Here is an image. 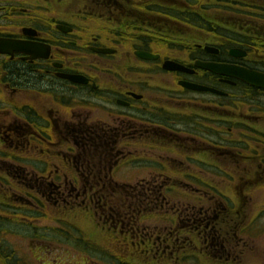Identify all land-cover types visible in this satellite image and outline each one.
<instances>
[{"label": "flooded vegetation", "instance_id": "flooded-vegetation-1", "mask_svg": "<svg viewBox=\"0 0 264 264\" xmlns=\"http://www.w3.org/2000/svg\"><path fill=\"white\" fill-rule=\"evenodd\" d=\"M35 1L0 0V37L34 44L45 55H0V92L21 93L16 114L0 110V142L20 144L31 154L2 157L0 165L35 174L36 185H66L68 197L73 185H142L129 193L157 212L105 211L109 229L153 238L161 264H248L246 242L262 234L251 229V186L223 185L216 175L264 173V120L238 115L232 106L235 91L264 92L195 65L264 73V0H194L192 7L187 0H77L65 6L39 0L45 13L31 9ZM155 9H162V19ZM174 10L178 14L166 18ZM184 25L195 31L187 34ZM171 35L179 39L170 40ZM184 36L190 46L181 43ZM136 52L158 59L144 61ZM165 60L186 71L162 70ZM181 82L221 94L191 91ZM30 97L37 107H51L46 117ZM78 151L83 157L76 165ZM140 167L147 179H138ZM126 168L134 173V184L115 179L117 170ZM104 188L97 192L104 194ZM229 190L236 202L226 196ZM82 193L89 194L85 188ZM6 259L0 256V264H8Z\"/></svg>", "mask_w": 264, "mask_h": 264}, {"label": "rangeland", "instance_id": "rangeland-1", "mask_svg": "<svg viewBox=\"0 0 264 264\" xmlns=\"http://www.w3.org/2000/svg\"><path fill=\"white\" fill-rule=\"evenodd\" d=\"M37 1L39 2L37 3L39 6H31V9L33 11L39 10V12L45 13L43 4H41L39 0H36L35 2ZM58 2H62L63 6L67 4L66 2L72 5L79 3L77 0H58ZM212 3L214 4V2ZM185 4L192 7L194 0H187ZM142 10L146 14H151L149 10ZM223 12L226 13V11ZM95 13L97 14L96 16L100 15V12ZM153 13L156 18L160 19H162L164 14L162 9H155ZM204 13H207L206 17L209 18V11L205 10ZM174 14H178V12L176 10L173 11V14L172 12H169L166 18L173 19L171 17ZM184 15L186 16L188 14L184 13ZM58 19L61 20L60 18ZM209 21L211 20L209 19ZM94 26L97 25L94 24ZM182 28L187 34L195 31V29L187 25L182 26ZM1 31H4V29L0 26V32ZM169 39H179V35L170 36ZM182 39L186 40V42L182 41L181 43H187L189 46L191 45L192 41H190V37L184 36ZM155 85H157V83ZM20 94L21 93L12 96L8 90L6 92H0V110H13L10 111V117H12V114H16L19 111L17 106H19V98L21 97ZM23 97L24 94H22V99ZM205 99L208 98H202L201 101H207ZM27 100L34 104V106L32 104L31 105L35 108L37 113H40L43 117H46L48 110L51 109L50 106L37 107L34 97H30ZM40 103L43 104V101ZM232 106L235 109L240 108L237 112L238 115L246 112V114H249L254 121H260L261 119V121L264 120V96L256 94L245 95L235 91ZM2 117L3 116H1V118ZM5 118L9 117L5 116ZM0 148V160H2V157L13 155H17L19 158L16 157V160H20L31 155L27 149H23L24 147L20 144L16 147L12 141H1ZM208 148L213 150L212 147ZM18 152L25 153V155H18ZM77 153L78 155L74 157L76 165L82 163L83 157L82 153L79 151ZM78 158L79 161L77 160ZM32 164L33 163H30L26 166ZM11 169L10 165H0V256L4 255V257L12 259H6L7 263H14L17 261V264H66L69 263L67 261V257L68 259L72 258L71 260H74L71 264H82L83 260L84 264H110L111 262H117V255L121 254L122 251L118 253V250L114 249L111 252L104 253L105 250H109V247L106 246V240L102 238L101 232L103 227L108 225L104 223L102 218V211L99 208L101 202L98 203V201L92 200L87 195H83V190H81V188H85L87 193H89L88 195H92V193L97 194L101 199V196L97 191L100 190L102 185H73V196L68 197L66 194V188L62 190L59 188V185H36L37 182L33 176L35 174L15 173L11 172ZM142 170V167L137 168L138 179L144 177V179H147L146 171L142 172ZM148 170H150V168ZM133 174L134 173H132L129 168L117 170L115 179L124 184H129V182L134 184ZM203 175L207 179L211 177L210 173H205ZM232 175L233 182L230 184H250L249 213L250 223H252L251 229L257 232H262L259 237L253 238L250 241L246 240L247 242L245 241L248 245L246 256L248 264H264V183L260 182L264 178V173L257 170V173L245 172L235 173ZM216 179L218 180L219 178L217 177ZM257 181L258 184L256 183ZM3 182H10L14 188H11L10 185H4ZM253 183H256L254 184L256 186L258 185L257 188H255L256 186L252 188L254 186L252 185ZM226 184L228 185L229 183H225L223 185ZM117 186L118 187H109V185L105 186L108 190L106 189L104 191V195L107 196L109 200L117 202V204L120 205L132 204V207H130L131 211L144 209L146 213L152 212L150 210L153 209V204H148L146 200H144L141 204H134V200L131 197L132 194L129 193L132 188H141L142 185ZM122 188H128L127 191H122V194L125 193V198L123 199L120 198L121 194L119 193ZM46 189H48V192H46ZM26 193H28L30 197L26 196ZM225 193L227 194L226 196L236 202V193L234 190H229ZM74 195H76V197ZM2 203H9V206L4 207L2 206ZM28 203H32V206H34L33 208L36 212L35 217H33L34 215L32 216V212L26 211ZM162 204L163 203L158 205L162 206ZM123 215L124 214H120V216ZM60 221H62V224H60ZM65 221L68 223L66 224L68 226L65 225ZM58 228L61 229L58 231ZM81 231L83 234H81ZM66 234H69L70 236L67 237ZM75 234L77 236L74 237ZM37 240H44L47 241V243L50 242L54 246L52 248L50 244H40L39 242H36ZM134 240L136 241V237ZM78 241V246H76ZM55 245L62 246V248L55 249ZM85 246L86 248L91 247L94 251H81V249ZM66 247L68 249H66ZM40 251L43 253L40 254ZM114 255L116 256L113 257ZM37 260L41 261L37 262ZM131 262L140 264V262H135L133 260Z\"/></svg>", "mask_w": 264, "mask_h": 264}, {"label": "trees", "instance_id": "trees-1", "mask_svg": "<svg viewBox=\"0 0 264 264\" xmlns=\"http://www.w3.org/2000/svg\"><path fill=\"white\" fill-rule=\"evenodd\" d=\"M188 16H190V15H188ZM185 23H190V22L185 21ZM217 176H220V175H217ZM3 184L4 185H10L11 188H14V187H12L13 185L10 184V182H3ZM113 187H118V186L115 185ZM26 188H28V187H26ZM124 190H125V188H122L121 192L119 191V193L121 194L120 198H122V199L125 198L124 197L125 193L122 194V191L124 192ZM127 190H128V188L125 191H127ZM26 191H29V190H26ZM98 194L101 196V199L99 198V196L97 194H95L94 197H93V200L98 201V203L101 202L99 208H100V210L102 212H105V211H107V213H116V212H118L119 214H124L123 216H125V214H134L135 213L134 211L130 210V207H132V204H128V205L122 204V205H120V204H117V202L115 203V202L109 200L104 194H100V193H98ZM26 196L30 197V195L28 193H26ZM102 196H103V198L106 197V200H102L103 199ZM131 197L134 200V202H133L134 204H140V203H142L144 201L143 197H141V196L132 195ZM148 204H150V203H148ZM2 206H4V207L5 206H9V203H2ZM26 211L32 212L31 214H32V216L34 215L33 217L36 216V212H35L33 206H28L27 205ZM143 212H145V210L142 211L141 213H143ZM121 231H123V228L121 229ZM112 233L115 235L114 238H118L117 245L120 246V251H122V253L120 254L121 257L118 259L119 264H127L125 262L126 259H127V256H134L135 254H136V256H134L133 258L137 259L138 262H148V261L155 262L153 260H158V261L162 260V253L161 252H158L159 254H158L157 258H156V254L153 251L149 252V254H148L144 250L142 252H140L139 248H138L137 253L135 252V248L138 247L137 244L139 242L142 241L143 244H146V243H149V242L151 243V242L154 241V239L151 238L150 236L146 237L144 235H141V233H138L137 236H136V242H135V240H134L135 237L132 236V235L129 236L130 234H128V236H126V235H124L125 232L124 233L122 232V234H117L115 232H112ZM147 233H148V230L145 231V234H147ZM78 243H79V241L76 243V246H78ZM155 247H158V245L155 246ZM84 251L92 252L94 250L91 247H89L88 250L86 249ZM155 251H156V249H155ZM150 253H152V254H150ZM8 260H12V259L8 257ZM8 264H17V261L14 262V263L12 262V263H8Z\"/></svg>", "mask_w": 264, "mask_h": 264}, {"label": "water", "instance_id": "water-1", "mask_svg": "<svg viewBox=\"0 0 264 264\" xmlns=\"http://www.w3.org/2000/svg\"><path fill=\"white\" fill-rule=\"evenodd\" d=\"M27 30L24 32L26 33ZM34 45V44H32ZM31 44H27L25 42H20L16 40L11 39H3L0 38V54L3 55H13V53H25L32 55L33 58L38 57H44L45 55H40L37 52L39 51L38 48L34 50V46ZM35 51V53H34ZM140 58L144 60H151L154 59L151 55L140 53L138 55ZM199 66V64H197ZM202 68L209 70L212 73L219 74V75H227L236 79H239L241 81H244L245 83L264 89V75L255 73V72H249L242 69H231L229 67H223L219 65L214 64H203L200 65ZM163 69L168 71H185V69L178 65L177 63L171 62V61H165L163 64ZM185 86V88H188L190 90L198 91V92H211V93H217L215 90H212L210 88L198 86V85H191V84H181Z\"/></svg>", "mask_w": 264, "mask_h": 264}]
</instances>
